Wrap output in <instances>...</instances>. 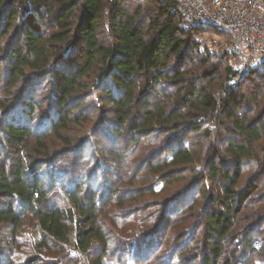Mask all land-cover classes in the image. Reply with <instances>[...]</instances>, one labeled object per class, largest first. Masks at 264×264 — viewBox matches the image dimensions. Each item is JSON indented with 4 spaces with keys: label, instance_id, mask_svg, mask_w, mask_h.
Segmentation results:
<instances>
[{
    "label": "trees",
    "instance_id": "trees-1",
    "mask_svg": "<svg viewBox=\"0 0 264 264\" xmlns=\"http://www.w3.org/2000/svg\"><path fill=\"white\" fill-rule=\"evenodd\" d=\"M26 1L29 4L25 5L21 18L19 10L12 6V0H0V52L5 55L9 73L7 90L10 95L15 89L19 91V104L7 108L4 112L6 117L0 124L6 140L11 144L26 146L33 136V128L27 122L33 119L37 103L30 94L34 95L37 83L46 76H51L58 117L53 119L44 112L47 119L53 120L50 132L38 136L41 142L37 151L42 152L47 151L44 140L51 133L65 144H70L69 138L61 134L62 130L69 129V122L76 120H71L73 110L70 99L86 87L84 79L91 72L96 74L94 85L102 87L104 101L112 106L111 112L117 125L113 133L120 134L125 126L133 125L131 141L134 143L150 134L156 126L169 127L180 118L183 122H196L200 118L210 120L218 108L226 109L228 106L226 96L218 101L214 94L196 86L199 80L209 77L214 79L213 82L217 81L222 76L220 68L215 72L205 67L192 71L188 64L185 66L187 61H191L188 55L192 51L203 53L204 66L212 58L210 52L192 42V33L202 26L184 21L171 12L168 4L150 0L147 8L141 6L137 10V15H129L124 6L118 5L112 8L109 15L107 10L111 0ZM145 10L149 12L147 23L140 24L137 19ZM106 15L107 24L104 22ZM11 30H14V35L4 44ZM225 58L231 60L232 55L225 52ZM27 70L33 73L29 76ZM224 74L228 79L247 78L238 74L232 64L225 67ZM1 75L0 70V81ZM163 80L182 88L172 95L159 93L157 87ZM22 81L27 82L24 89L18 88ZM226 92L232 95L234 101L227 117L232 120L241 140L229 139L224 146L228 155L233 157L232 166L222 168L214 162V158H209L205 161L207 174L203 176V181L209 177L215 180L220 177L222 191L218 195L209 194L208 204L199 214V219L177 238L184 240L176 242L175 247L162 255L158 254V250L161 249L163 234L156 231H161L168 221L165 211L158 227L146 229L133 242H126V251L133 261L147 259L152 254L160 260L157 264H250L254 256H259L260 260L255 264H264V253L253 248L255 243L261 246V242L254 240L253 236L264 235L261 228L264 224V187L263 182H259L264 180V146L260 149L263 156L257 158V144L262 145L264 141V125L254 118L248 120L250 110L246 106H242L245 111L243 116L241 112H235L238 107L236 90L229 88ZM151 95L158 98L151 100ZM172 100L189 110V120L181 113L173 115L170 108ZM3 106L7 107L6 103ZM81 107L79 105L77 109ZM180 123L176 122L171 127L178 128ZM200 131L202 128L197 129V132ZM67 151L58 152L57 156L66 155ZM168 151L171 160L156 170L165 166L176 168L197 160L193 150L183 144ZM252 157L258 159L254 164L259 171L239 189L245 161ZM52 159L58 160L56 157ZM52 159L49 162L53 163ZM51 163L50 172L45 174L39 170L40 162L29 159L18 158L8 167L0 165V224L11 227L15 242L25 222H35L40 238L35 253L27 257L24 264H65L66 259L82 262L86 259L90 264H102L109 254V242L99 228L102 209L97 191L74 179L69 181L68 190L64 192L68 205L59 206L52 202L49 191L57 184L52 177L57 168ZM71 174L74 175L73 172ZM239 222H243V226L235 230L240 227ZM70 225L75 227L73 233ZM200 226L203 227L201 241L196 240L199 253L192 257L187 251L194 247L192 242L201 231ZM235 231H240L242 241L232 250L227 242ZM51 242L55 246H67L72 254L64 258L51 254L53 258H49L51 255L47 256L50 253L47 251L55 252Z\"/></svg>",
    "mask_w": 264,
    "mask_h": 264
},
{
    "label": "rangeland",
    "instance_id": "rangeland-1",
    "mask_svg": "<svg viewBox=\"0 0 264 264\" xmlns=\"http://www.w3.org/2000/svg\"><path fill=\"white\" fill-rule=\"evenodd\" d=\"M111 1L107 10L109 15L112 8L118 5L124 6L129 15H137V10L141 6L147 8L150 0H118L116 5H114L115 0ZM26 4H29L26 0H12V6L19 10L21 18L24 15ZM148 14L149 12L145 10L139 15L137 20L140 24L147 23ZM104 22L107 24L108 15L105 16ZM13 35L14 30H11L3 43L10 41ZM191 37L192 42L199 45L201 49L210 52L212 58L208 65L204 66L201 57L203 53L192 51L188 55V59L191 61H187L185 66L188 64L192 71H199L205 67L215 72L220 68V74H222L215 82L212 77L199 80L196 83L197 88L208 90L215 95L218 101L224 96L229 101L226 109L218 108L212 113L210 120L200 118L196 122H183L180 121L182 120L180 118L173 123L181 122L178 128H172L173 124H170L169 127L156 126L150 134L142 136L137 143H134L131 141L134 129L131 126L133 125L125 126L120 134L113 133L117 125L111 112L112 106L104 101L102 87L94 85L96 74L91 72L84 79L86 87L79 90L70 99V106L73 110L71 120L73 118L76 120L69 122V129L61 131V134L69 138V145L62 142L56 134L51 133L44 140L47 151H37L41 142L38 141V136L50 132L52 120L58 117L51 76L39 80L36 85L37 91L34 95L30 94L36 99L37 107L33 119L27 122L33 128L34 134L26 146L8 142L0 125V165L5 164L8 167L18 158L29 159L40 162L39 170L42 171L41 174H45L47 171L50 172L51 161L49 162V160L55 157L58 159H52L54 161L51 163L57 168L56 171L53 170L52 175L54 180H57V184L49 191L52 202L59 206L68 205L69 202L64 192L68 190L69 181L74 179H79L86 188H94L97 191L102 209L99 228L105 233L109 242V254L102 260V264H157L160 260H156L157 258H154L152 254L147 259L133 261L129 252L126 251V242H133L146 229L158 227L159 221L166 211V216H169L168 221L161 231L155 230L157 234H163L158 254L164 255L169 248L175 247L176 242L180 243L184 240V238L179 240L177 238L185 228L191 229L195 221L199 219V214L208 204L209 194L218 195L222 191L223 183L220 177L216 180L209 177L203 181V176L208 166L205 161L207 162L209 158H214V162L222 168L232 166L233 157L228 155L224 146L229 139L241 140V135L235 130L232 120L227 117V114L232 110L231 106L234 101L232 95L224 93L226 89L236 90L238 107L235 108V112H241L243 116L245 111L242 106H246V109L250 110L248 120L254 118L264 125V68H257L256 70H259L256 74L250 75L251 72L246 74L247 78L244 79L239 77L228 79L225 74L223 76V71L228 64H232L229 58H225L229 35L219 31L216 27L202 26L199 31L193 32ZM4 58V53L0 52V70L2 72L0 124L6 117L4 112L8 110L7 108L19 104V91L17 92L15 89L14 94L10 95V91L7 90L9 73ZM27 72L29 76L33 73L31 70H27ZM26 85L27 82L22 81L18 88L24 89L27 87ZM179 88L182 87H174L171 83H166L163 80L157 90L159 93L172 95ZM156 98H158L157 95L150 96L151 100ZM170 102H172L170 108L173 115L181 113L189 120L191 115L187 113L189 111L187 108L173 100ZM4 103L7 105L5 108ZM79 105L82 107L77 109ZM45 111L53 119H47ZM198 128H202V131L197 132ZM181 144L185 148L193 150L197 160L176 168L165 166L162 170H156L155 168L171 160L168 149L179 147ZM263 146L264 141L262 145L257 144V158L263 156L260 150ZM64 150H69L67 151L69 153L59 158L57 153ZM257 158L252 157L245 161V171L241 183L238 185L239 189L259 171L257 165L254 164L257 163ZM259 182H263L262 187H264V180ZM109 187L113 189L109 190ZM212 207H217V205H212ZM184 210L189 211L184 214L182 213ZM242 223L239 222L240 227H236L235 230L240 229L243 226ZM70 228L73 233L75 227L70 225ZM202 228L200 226L199 230ZM261 228L264 229V224ZM201 236L202 230L198 231L197 238L192 242V245L195 244L194 247L187 251L192 257L199 253L196 240ZM39 238L33 220L25 222L15 242L11 227L0 224V264H24L26 258L35 253ZM253 238L261 242V246L253 245V248L264 253V235H254ZM199 240L201 241V239ZM241 241L240 231H235L228 239L227 246L233 250L235 246H239ZM51 247L55 249V252L47 251L50 252L47 256L54 254L53 257L64 258L71 253L67 246H55L51 242ZM98 250L96 252H99ZM57 251L58 253H56ZM53 257L51 255L49 258ZM259 260V256H254L250 264H255ZM64 262L65 264H90L86 259L83 262L66 259Z\"/></svg>",
    "mask_w": 264,
    "mask_h": 264
},
{
    "label": "built area",
    "instance_id": "built-area-1",
    "mask_svg": "<svg viewBox=\"0 0 264 264\" xmlns=\"http://www.w3.org/2000/svg\"><path fill=\"white\" fill-rule=\"evenodd\" d=\"M159 1L190 24L227 33V52L238 74L246 75L264 65V0Z\"/></svg>",
    "mask_w": 264,
    "mask_h": 264
}]
</instances>
